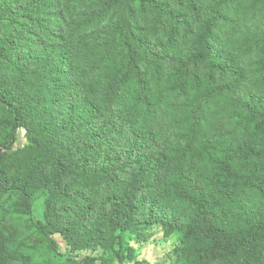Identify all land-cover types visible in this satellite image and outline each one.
I'll return each instance as SVG.
<instances>
[{"label": "trees", "instance_id": "trees-1", "mask_svg": "<svg viewBox=\"0 0 264 264\" xmlns=\"http://www.w3.org/2000/svg\"><path fill=\"white\" fill-rule=\"evenodd\" d=\"M16 214L62 264H264V0H0V264H40Z\"/></svg>", "mask_w": 264, "mask_h": 264}, {"label": "rangeland", "instance_id": "rangeland-1", "mask_svg": "<svg viewBox=\"0 0 264 264\" xmlns=\"http://www.w3.org/2000/svg\"><path fill=\"white\" fill-rule=\"evenodd\" d=\"M23 142V140H21ZM34 215L41 218L43 213V199L38 198L33 206ZM10 234L18 242H23L26 249L35 255V260L40 264H62L63 259L54 256L48 249L47 245L42 243L31 228H29L28 218L21 215H14L9 224ZM55 240L63 252L68 254V247L60 237H55ZM182 243L177 236L165 238L162 231L158 227H153L148 240L140 245L134 241L123 243L121 241L114 247L110 264H180L179 256ZM127 248L135 250L137 260L132 261L127 256ZM90 252L82 254V258L95 257ZM89 264H99L98 261L90 262Z\"/></svg>", "mask_w": 264, "mask_h": 264}]
</instances>
